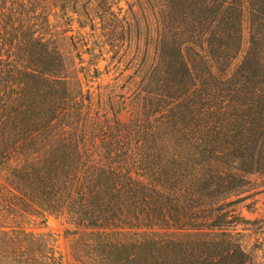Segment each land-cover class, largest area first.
I'll list each match as a JSON object with an SVG mask.
<instances>
[{
  "label": "trees",
  "instance_id": "16d2710c",
  "mask_svg": "<svg viewBox=\"0 0 264 264\" xmlns=\"http://www.w3.org/2000/svg\"><path fill=\"white\" fill-rule=\"evenodd\" d=\"M121 1L0 0V264H63L25 227L49 216L76 264H256L235 207L264 176V0ZM141 22L149 63L91 91Z\"/></svg>",
  "mask_w": 264,
  "mask_h": 264
},
{
  "label": "rangeland",
  "instance_id": "374dc122",
  "mask_svg": "<svg viewBox=\"0 0 264 264\" xmlns=\"http://www.w3.org/2000/svg\"><path fill=\"white\" fill-rule=\"evenodd\" d=\"M127 3H131V0H122L120 2V7L123 11H127ZM50 22L57 26L56 31L60 34V45L66 52V59L69 63H74L78 67L79 65H77L78 60L75 57V52L71 49L69 44L70 40L67 38L71 35L78 34V32H76L77 25L74 23L72 25V31L69 29L68 32L63 34V29L67 28L64 26V20L59 17L57 10L52 12ZM131 30V41L129 42L127 40V42L123 44L115 60L111 61L109 59V57L112 56V54L109 53L108 55H104L103 60L100 61L99 67L103 74L100 76V79L90 84V86H92L91 91H94V88L100 84L102 87L107 85L109 88L115 87L118 93H123L125 90L122 91L120 87L125 85L127 77L133 73L131 67L134 60L132 61V59L137 57L135 63L138 64L141 61V55L147 51L146 63H149L153 55V39L155 37L154 25L148 23V28L146 29L143 22H141L137 30ZM86 31L89 32L88 29ZM247 41V23H244L241 52L237 59V63L242 59L247 49ZM83 57L88 60L86 56ZM106 66H108L107 72L105 70ZM121 118L124 120L126 115L122 113ZM254 180L257 188L256 191L253 190L250 192L256 193L254 197L235 207L240 219L248 221L243 222L240 220L241 223L237 226V231L240 233L239 239L244 250L254 258L256 264H264V176L254 178ZM25 227L28 231L34 233L50 234L54 236L56 240L55 248L62 256L63 264H76L72 247L77 237L70 234L72 228L64 218L49 216L42 226L38 223H30Z\"/></svg>",
  "mask_w": 264,
  "mask_h": 264
}]
</instances>
